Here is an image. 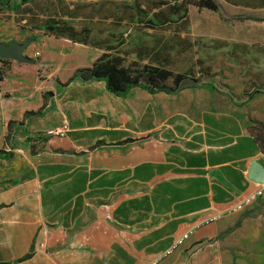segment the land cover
Returning a JSON list of instances; mask_svg holds the SVG:
<instances>
[{"label":"crops","instance_id":"0c3cea01","mask_svg":"<svg viewBox=\"0 0 264 264\" xmlns=\"http://www.w3.org/2000/svg\"><path fill=\"white\" fill-rule=\"evenodd\" d=\"M45 2L4 9L0 42L35 55L50 37L37 29L53 18ZM10 70L33 81V72ZM68 79L40 110L23 111L32 113L3 150L13 157L0 155V264H214L210 242L235 214L206 221L256 189L252 161L264 166L246 123L209 111L158 119L144 100L178 92L120 97L105 81ZM20 84L13 89L30 91ZM63 124L66 136H47Z\"/></svg>","mask_w":264,"mask_h":264},{"label":"rangeland","instance_id":"374dc122","mask_svg":"<svg viewBox=\"0 0 264 264\" xmlns=\"http://www.w3.org/2000/svg\"><path fill=\"white\" fill-rule=\"evenodd\" d=\"M216 1L219 14L197 7L196 0H46L51 16L66 27L45 39L35 55L24 53L23 63H0L8 76L0 86V150L10 146L13 128L32 113L24 110H40L56 83L73 80L105 53L120 57L126 67L160 66L203 84L189 82L175 95L149 97L143 102L155 112L149 115L162 119L181 112L199 120L209 111L229 115L246 128L264 125V0ZM135 3L145 20L187 17L161 29L144 28L134 25ZM14 64L33 67V81L18 72L11 76ZM21 82L30 84L28 93L13 89ZM4 188L0 182V191ZM226 227L228 232L210 242L214 264H264V201L235 214Z\"/></svg>","mask_w":264,"mask_h":264},{"label":"trees","instance_id":"16d2710c","mask_svg":"<svg viewBox=\"0 0 264 264\" xmlns=\"http://www.w3.org/2000/svg\"><path fill=\"white\" fill-rule=\"evenodd\" d=\"M15 0H0V13L4 9L18 10L22 5L28 4L34 0H21L19 4H14ZM195 5L201 9L219 14L220 5L216 0H196ZM137 19L134 25L141 26L148 29H161L171 24H177L179 21L186 19V14L180 17L178 20H167L163 22H154L151 19L145 20V12L138 4H134ZM251 19V18H249ZM254 19V18H252ZM257 20V19H256ZM66 27L64 22L52 19L46 21V23L38 27V30L45 31L46 34H62L63 28ZM5 60L0 59V63ZM21 72L28 71L33 72V67L26 66L24 64L19 65ZM4 68L0 64V85L4 82L5 78ZM84 81H105L107 89L115 96H125L131 90L140 88L147 91L150 94L177 93L190 85L189 82L194 83L196 86L201 85L198 79L190 77L188 74L175 73L160 66L143 65L140 66L136 63L129 65L128 67L123 65L122 59L118 56H112L111 54L101 55L90 67L80 69L77 72V76ZM247 136H249L257 145L261 152H264V125L256 122L255 126L251 125L246 128ZM0 155L9 160L13 157L12 153H6L0 150ZM239 226V222L237 223ZM228 232V231H227ZM31 257V254L26 256L22 261H25Z\"/></svg>","mask_w":264,"mask_h":264},{"label":"built area","instance_id":"2783aa9c","mask_svg":"<svg viewBox=\"0 0 264 264\" xmlns=\"http://www.w3.org/2000/svg\"><path fill=\"white\" fill-rule=\"evenodd\" d=\"M68 132H69L68 125L63 124L59 127H56L52 130H49L47 132V136L52 137V138L53 137L63 138L64 136H66V134ZM261 199H264V184H256V189L253 192L241 197L240 199H238L234 204L229 206L223 212L215 213L206 221V223L207 224H213V223L218 222L219 220H221L225 216H230V215H234V214H238L240 212H243L248 207L252 206L255 202H257ZM175 247H176L175 245L169 247L162 254L161 258L169 256L173 252ZM159 260H160V258H159ZM159 260L153 262L152 264H157L159 262Z\"/></svg>","mask_w":264,"mask_h":264},{"label":"water","instance_id":"95a60500","mask_svg":"<svg viewBox=\"0 0 264 264\" xmlns=\"http://www.w3.org/2000/svg\"><path fill=\"white\" fill-rule=\"evenodd\" d=\"M27 48V44L11 43L4 44L0 42V59H16L20 63H23L27 59L24 58V51ZM247 179L255 184H264V166L256 160L250 164Z\"/></svg>","mask_w":264,"mask_h":264}]
</instances>
